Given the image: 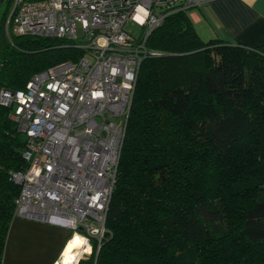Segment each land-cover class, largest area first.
Segmentation results:
<instances>
[{
    "label": "trees",
    "instance_id": "trees-1",
    "mask_svg": "<svg viewBox=\"0 0 264 264\" xmlns=\"http://www.w3.org/2000/svg\"><path fill=\"white\" fill-rule=\"evenodd\" d=\"M12 2L0 15V87L81 56L66 38L7 34ZM187 10L147 38L159 54L137 76L108 232L76 264H264V44L203 40ZM24 145L0 105V264Z\"/></svg>",
    "mask_w": 264,
    "mask_h": 264
},
{
    "label": "built area",
    "instance_id": "built-area-1",
    "mask_svg": "<svg viewBox=\"0 0 264 264\" xmlns=\"http://www.w3.org/2000/svg\"><path fill=\"white\" fill-rule=\"evenodd\" d=\"M204 1L13 0L7 34L66 38L82 50L23 87H0L25 136L26 165L9 171L20 185L15 216L66 227L99 249L140 66L159 54L147 38L170 13Z\"/></svg>",
    "mask_w": 264,
    "mask_h": 264
},
{
    "label": "crops",
    "instance_id": "crops-1",
    "mask_svg": "<svg viewBox=\"0 0 264 264\" xmlns=\"http://www.w3.org/2000/svg\"><path fill=\"white\" fill-rule=\"evenodd\" d=\"M187 13L203 40L220 38L250 48L264 44V0H206ZM70 236L66 227L16 215L2 264H54Z\"/></svg>",
    "mask_w": 264,
    "mask_h": 264
},
{
    "label": "bare ground",
    "instance_id": "bare-ground-1",
    "mask_svg": "<svg viewBox=\"0 0 264 264\" xmlns=\"http://www.w3.org/2000/svg\"><path fill=\"white\" fill-rule=\"evenodd\" d=\"M70 237V242L56 264H76L82 254L90 252V245L83 235L75 232Z\"/></svg>",
    "mask_w": 264,
    "mask_h": 264
},
{
    "label": "rangeland",
    "instance_id": "rangeland-1",
    "mask_svg": "<svg viewBox=\"0 0 264 264\" xmlns=\"http://www.w3.org/2000/svg\"><path fill=\"white\" fill-rule=\"evenodd\" d=\"M5 5H6V4H5V0H4L3 3H2V5H1V7H0V15H1V13H2L4 7H5ZM126 26H127V28H128L130 31H132L133 33H137V32H139V30H140V25H139V23H137V22L127 23ZM71 238H72V237H70V239H71ZM70 239H68V242H67L66 244H68V243L70 242ZM65 247H66V245H65ZM65 247H64V249H65ZM64 249H63V250H64ZM62 252H63V251H62ZM85 253H87V252H85ZM85 253L82 254L81 256L84 257V256L86 255ZM61 254H62V253H61ZM78 254H80V253H78ZM78 254H76V255H78ZM81 256H80V258H82ZM60 257H61V255H60ZM60 257H59V259H60ZM80 258H79V259H80ZM59 259H58V260H59ZM79 259H78V260H79ZM57 262H58V261H57ZM57 262H56V263H57Z\"/></svg>",
    "mask_w": 264,
    "mask_h": 264
},
{
    "label": "water",
    "instance_id": "water-1",
    "mask_svg": "<svg viewBox=\"0 0 264 264\" xmlns=\"http://www.w3.org/2000/svg\"><path fill=\"white\" fill-rule=\"evenodd\" d=\"M2 2H3V0H0V7H1V5H2Z\"/></svg>",
    "mask_w": 264,
    "mask_h": 264
}]
</instances>
